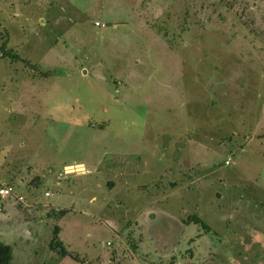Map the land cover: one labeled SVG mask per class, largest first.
Segmentation results:
<instances>
[{"label": "rangeland", "instance_id": "rangeland-1", "mask_svg": "<svg viewBox=\"0 0 264 264\" xmlns=\"http://www.w3.org/2000/svg\"><path fill=\"white\" fill-rule=\"evenodd\" d=\"M2 186L12 264H264V0H0Z\"/></svg>", "mask_w": 264, "mask_h": 264}, {"label": "trees", "instance_id": "trees-1", "mask_svg": "<svg viewBox=\"0 0 264 264\" xmlns=\"http://www.w3.org/2000/svg\"><path fill=\"white\" fill-rule=\"evenodd\" d=\"M226 8L229 10H234L235 16L241 22V24H243L244 26L247 25V22L242 19V16H243L244 11H245L244 7H242V9H240V10L237 7H236V9H234L233 7H226ZM1 52H2L4 57H8L12 60L17 59L16 58L17 56L15 54L12 55L10 53V51L5 50L4 48L1 49ZM61 213H63V211H61ZM186 222L198 224L203 228L204 231H208L207 225L204 224L198 217H196L194 215L187 216ZM55 231H56V229H55ZM50 249L54 252H57V254L61 257H65L68 255V253L64 249L62 243L58 240H57V242H55L54 240L51 241ZM11 259H12L11 248L8 245H4V244L0 243V264H12Z\"/></svg>", "mask_w": 264, "mask_h": 264}, {"label": "built area", "instance_id": "built-area-1", "mask_svg": "<svg viewBox=\"0 0 264 264\" xmlns=\"http://www.w3.org/2000/svg\"><path fill=\"white\" fill-rule=\"evenodd\" d=\"M95 26H100L98 23H94ZM12 192V189L9 187H0V198H5L8 197ZM47 195V194H46ZM18 200H21V198L19 197Z\"/></svg>", "mask_w": 264, "mask_h": 264}, {"label": "water", "instance_id": "water-1", "mask_svg": "<svg viewBox=\"0 0 264 264\" xmlns=\"http://www.w3.org/2000/svg\"><path fill=\"white\" fill-rule=\"evenodd\" d=\"M82 168V165H74V166H66L65 168H64V172L66 173V174H71V173H74V170H77V169H81ZM75 172H77V171H75Z\"/></svg>", "mask_w": 264, "mask_h": 264}, {"label": "crops", "instance_id": "crops-1", "mask_svg": "<svg viewBox=\"0 0 264 264\" xmlns=\"http://www.w3.org/2000/svg\"><path fill=\"white\" fill-rule=\"evenodd\" d=\"M83 166V165H82ZM84 171V170H83Z\"/></svg>", "mask_w": 264, "mask_h": 264}]
</instances>
